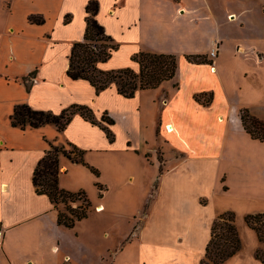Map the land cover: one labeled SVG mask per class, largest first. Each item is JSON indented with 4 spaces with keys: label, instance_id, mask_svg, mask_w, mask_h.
I'll return each mask as SVG.
<instances>
[{
    "label": "crops",
    "instance_id": "0c3cea01",
    "mask_svg": "<svg viewBox=\"0 0 264 264\" xmlns=\"http://www.w3.org/2000/svg\"><path fill=\"white\" fill-rule=\"evenodd\" d=\"M91 1L119 46L100 70L139 73L136 54H164L177 57L175 78L130 99L115 85L97 93L88 81L69 78ZM33 16L44 22L31 23ZM214 48L218 55L210 59ZM22 104L54 114L86 106L98 122L104 114L114 121L115 139L80 115L63 132L54 125L15 128L11 117ZM244 108L264 119V0H0V264H199L219 215L241 208L244 220L264 214V142L244 131ZM68 144L84 151L105 189L140 181L137 231L121 236L113 224L112 240L94 239V250L85 228L58 224V210L36 192L33 176L52 145ZM60 167L62 189L90 192L89 169L65 157ZM218 194L231 201L211 215ZM99 207L106 212L104 203ZM251 231L250 255L259 262L264 243Z\"/></svg>",
    "mask_w": 264,
    "mask_h": 264
},
{
    "label": "trees",
    "instance_id": "16d2710c",
    "mask_svg": "<svg viewBox=\"0 0 264 264\" xmlns=\"http://www.w3.org/2000/svg\"><path fill=\"white\" fill-rule=\"evenodd\" d=\"M99 9L100 5L97 1L89 2L86 7L87 27L84 41L73 46L67 72L69 78L74 81H88L97 93L115 85L118 93L129 99L135 97L138 91L156 89L164 82L175 78L178 69L177 57L164 54H136L133 60L140 66L139 73L131 68L113 71L100 70L98 65L111 59L119 46L106 34L105 28L98 22ZM69 20L70 17L67 16L65 22ZM30 21L35 24L44 22L42 18L35 16L31 17ZM187 59L197 64L210 63L206 56H189ZM30 89L31 87L27 85V90ZM202 97H197V100L204 105L211 103L212 97L203 101ZM75 115H80L92 124L99 125L110 141H114L115 136L109 127L114 124V121L104 114L101 122H98L93 111L86 106L73 105L60 114H54L50 111L34 110L29 105L22 104L15 108L11 123L13 127L21 130H26L28 127L37 129L46 125H54L59 132H63ZM239 117L244 131L253 140L264 142V119L258 118L247 108L240 110ZM84 154V151L72 144H68V148L52 145L34 171L33 184L36 192L50 199L59 212L58 224L68 229L75 228L78 222L87 219L92 205L86 192H69L60 187V159L65 157L72 163L83 165L99 177V170L85 161ZM97 186L100 191L103 190L100 183ZM245 222L251 230L256 232L260 242H263L260 231L264 224V214L248 215L245 217ZM241 248L242 243L236 226L235 214L231 212L221 214L211 228L205 255L199 264H224L238 254ZM255 257L264 264V251L259 249Z\"/></svg>",
    "mask_w": 264,
    "mask_h": 264
},
{
    "label": "rangeland",
    "instance_id": "374dc122",
    "mask_svg": "<svg viewBox=\"0 0 264 264\" xmlns=\"http://www.w3.org/2000/svg\"><path fill=\"white\" fill-rule=\"evenodd\" d=\"M163 152L167 158H170L172 155V149L169 146H165L163 148ZM159 155H161V152ZM92 176L95 179V182L94 179L93 182L88 181L87 189L90 192H86L92 205L91 212L89 213L87 219L83 220V222L81 221V225L77 223L76 226L85 228L84 236L90 241L89 247L95 250L96 246L92 245V243L95 242L94 239L102 238V236H104L106 237L107 241L108 239L112 240L114 229L112 228L113 224H115L116 227H119L118 231L121 236L126 234L128 231L138 230V226L140 224L139 217H141V214L137 211L139 201H137L138 196L134 191L137 189V187L139 188L140 181H134L131 183L123 180L122 183H125V186L121 191H119L118 188L107 190L105 189L106 186L103 185L104 183H102L101 173L99 177L95 176L94 174ZM98 183L103 186L102 191H100L98 188ZM230 201V199L224 198L219 194L214 195L210 202L211 209L209 211L212 213L211 215H214L226 206L229 207ZM99 203H104L106 205L105 213L101 214V211H103L105 208L100 211L99 209L97 210L95 208V205ZM203 203H206L205 200H203ZM61 209L64 210V207L61 206ZM240 211L241 212L236 215V226L241 238L242 249L244 245L247 248L231 258V261L228 260L224 264L229 263V261L231 264H263L261 261L257 262L254 256L250 255V247L253 242L251 234L254 235V233L247 226L245 220L243 219V209L241 208ZM260 233L263 239L262 243H264V224L261 226ZM206 234L207 230L202 229L199 235L202 239L206 237Z\"/></svg>",
    "mask_w": 264,
    "mask_h": 264
},
{
    "label": "built area",
    "instance_id": "2783aa9c",
    "mask_svg": "<svg viewBox=\"0 0 264 264\" xmlns=\"http://www.w3.org/2000/svg\"><path fill=\"white\" fill-rule=\"evenodd\" d=\"M217 55H218V48H214L213 50H211L209 54V58L210 59L216 58ZM4 235H5V230L4 228L0 227V247L2 245Z\"/></svg>",
    "mask_w": 264,
    "mask_h": 264
},
{
    "label": "bare ground",
    "instance_id": "6f19581e",
    "mask_svg": "<svg viewBox=\"0 0 264 264\" xmlns=\"http://www.w3.org/2000/svg\"><path fill=\"white\" fill-rule=\"evenodd\" d=\"M102 210V208L99 207V211Z\"/></svg>",
    "mask_w": 264,
    "mask_h": 264
}]
</instances>
